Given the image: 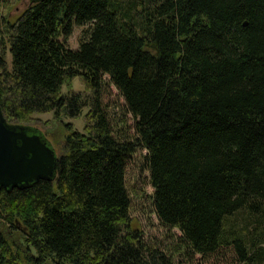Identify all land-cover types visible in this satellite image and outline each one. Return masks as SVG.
Returning a JSON list of instances; mask_svg holds the SVG:
<instances>
[{"label": "trees", "instance_id": "trees-1", "mask_svg": "<svg viewBox=\"0 0 264 264\" xmlns=\"http://www.w3.org/2000/svg\"><path fill=\"white\" fill-rule=\"evenodd\" d=\"M12 1L0 0L6 123L86 112L51 182L0 188V264H172L130 227L135 151L155 218L185 249L231 247L239 263L261 264L264 231L245 241L231 217H264V0H41L10 22ZM75 79L82 90L62 94ZM106 84L130 115V141L112 136Z\"/></svg>", "mask_w": 264, "mask_h": 264}, {"label": "rangeland", "instance_id": "rangeland-1", "mask_svg": "<svg viewBox=\"0 0 264 264\" xmlns=\"http://www.w3.org/2000/svg\"><path fill=\"white\" fill-rule=\"evenodd\" d=\"M29 0H14L4 11L8 20L13 21L27 6ZM82 28L73 27L71 34L64 40V45L69 49H76ZM4 60L6 66H10V55L5 51ZM81 91L77 79L73 80L69 87L63 85L61 93ZM102 105L106 113L112 136L119 141L129 140L133 136L132 121L126 113L124 101L109 84L102 89ZM86 109H82L76 118H69L63 112L58 117L53 112L37 113L32 115L30 123L22 124L41 132L47 139L50 147L58 157L64 152V137L71 130L82 131L83 116ZM69 125V128H66ZM144 151H135L125 161L124 184L129 199L130 227L139 231L142 239L157 248L160 252L170 257L172 264H241L237 261L231 247L218 249L215 253L201 257L192 254L179 241V233L175 229H168L159 224L152 212L150 200L151 188L148 182V173L144 160ZM263 218V220H262ZM255 219L244 214L231 217L233 229L247 241L256 237L255 233L262 230L264 217ZM241 229V230H240ZM243 229V230H242ZM264 248V247H263ZM264 264V261L261 262Z\"/></svg>", "mask_w": 264, "mask_h": 264}, {"label": "water", "instance_id": "water-1", "mask_svg": "<svg viewBox=\"0 0 264 264\" xmlns=\"http://www.w3.org/2000/svg\"><path fill=\"white\" fill-rule=\"evenodd\" d=\"M41 0H29V4ZM57 156L34 128L6 123L0 111V188L23 189L51 182Z\"/></svg>", "mask_w": 264, "mask_h": 264}, {"label": "flooded vegetation", "instance_id": "flooded-vegetation-1", "mask_svg": "<svg viewBox=\"0 0 264 264\" xmlns=\"http://www.w3.org/2000/svg\"><path fill=\"white\" fill-rule=\"evenodd\" d=\"M39 132V131H38ZM40 134H41V136L43 137V139L46 141V142H48L47 141V139H46V137L41 133V132H39Z\"/></svg>", "mask_w": 264, "mask_h": 264}]
</instances>
